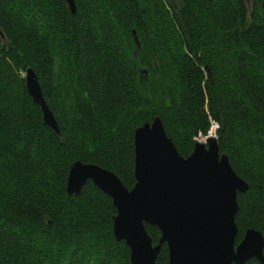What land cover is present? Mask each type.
<instances>
[{
	"label": "trees",
	"instance_id": "trees-1",
	"mask_svg": "<svg viewBox=\"0 0 264 264\" xmlns=\"http://www.w3.org/2000/svg\"><path fill=\"white\" fill-rule=\"evenodd\" d=\"M74 2L0 0V264H131L112 197L91 180L69 195L68 175L95 163L131 189L135 129L156 115L183 156L219 124L220 151L248 182L236 244L247 228L264 235V0ZM146 228L157 244L159 227ZM168 262L164 243L157 263Z\"/></svg>",
	"mask_w": 264,
	"mask_h": 264
},
{
	"label": "water",
	"instance_id": "water-1",
	"mask_svg": "<svg viewBox=\"0 0 264 264\" xmlns=\"http://www.w3.org/2000/svg\"><path fill=\"white\" fill-rule=\"evenodd\" d=\"M68 3L74 12V0ZM25 83L46 125L61 135L34 68H27ZM134 151L136 181L131 189L112 170L80 160L71 164L67 181L69 195L79 194L91 180L112 197L117 210L114 234L130 247L131 264H158L164 243L169 249L168 264H244L253 257L264 264L260 230L247 228L236 244L237 194L248 189V182L220 151L216 136L196 141L191 154L183 156L156 115L136 127ZM146 223L159 227L157 244Z\"/></svg>",
	"mask_w": 264,
	"mask_h": 264
},
{
	"label": "built area",
	"instance_id": "built-area-1",
	"mask_svg": "<svg viewBox=\"0 0 264 264\" xmlns=\"http://www.w3.org/2000/svg\"><path fill=\"white\" fill-rule=\"evenodd\" d=\"M219 128V124L217 123V122H215V121H212V123H211V126H210V129L208 130V132H207V136H206V140L205 141H207L208 140V138L209 137H211V136H214V134L216 133L217 134V129ZM197 137H199L200 139H202V137H203V134L202 133H200ZM199 141V140H198ZM204 141V142H205Z\"/></svg>",
	"mask_w": 264,
	"mask_h": 264
},
{
	"label": "rangeland",
	"instance_id": "rangeland-1",
	"mask_svg": "<svg viewBox=\"0 0 264 264\" xmlns=\"http://www.w3.org/2000/svg\"><path fill=\"white\" fill-rule=\"evenodd\" d=\"M22 72V71H21ZM24 75H26V72H22ZM209 134V133H208ZM208 134H203V137H202V139H200L199 137H198V139H197V137H195V139L198 141H202V142H204L205 140H206V136L208 135ZM214 136H216L217 137V134L215 133L214 134Z\"/></svg>",
	"mask_w": 264,
	"mask_h": 264
},
{
	"label": "bare ground",
	"instance_id": "bare-ground-1",
	"mask_svg": "<svg viewBox=\"0 0 264 264\" xmlns=\"http://www.w3.org/2000/svg\"><path fill=\"white\" fill-rule=\"evenodd\" d=\"M253 9V8H252ZM253 11V10H252ZM252 13V12H251ZM36 71V70H35ZM197 139H198V137H197ZM164 245V244H163Z\"/></svg>",
	"mask_w": 264,
	"mask_h": 264
}]
</instances>
